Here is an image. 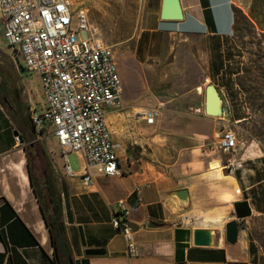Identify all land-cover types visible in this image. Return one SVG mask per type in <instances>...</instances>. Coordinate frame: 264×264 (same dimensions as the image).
Wrapping results in <instances>:
<instances>
[{
	"label": "crops",
	"instance_id": "1",
	"mask_svg": "<svg viewBox=\"0 0 264 264\" xmlns=\"http://www.w3.org/2000/svg\"><path fill=\"white\" fill-rule=\"evenodd\" d=\"M161 3L143 0L131 64L123 65V76L112 49L121 84L130 69L137 80L136 92L126 93L125 98L121 92L122 107L106 113L113 137L123 144L118 152L119 173L95 170L90 183L82 178V165L68 173L53 135L29 141L35 137L27 113L31 102L27 99L25 106L13 107L0 97V264H57L29 165L48 213L58 207L73 264L260 262L258 250L250 249L243 222L264 213V150L255 141H242L243 136L230 125L246 116L233 114L230 121L226 114L204 113V86L211 80L220 91L241 94L235 9L263 32L264 0H180V19H161ZM160 68L165 75L157 74ZM4 90H8L5 83L0 87ZM139 108L159 112L148 122L135 115ZM168 111L191 117H170ZM226 126L238 138L237 147L230 151L217 142ZM17 130L29 141L26 145L15 144ZM128 153L135 160L130 161ZM137 185L140 193L135 192ZM179 187L189 191L185 206L171 194ZM119 198H125L130 207L138 246V252L131 255L127 239L111 223ZM230 219L238 222V238L233 243L225 238V223ZM196 227L215 228L216 243L194 244ZM87 247H101L105 252L86 254Z\"/></svg>",
	"mask_w": 264,
	"mask_h": 264
},
{
	"label": "built area",
	"instance_id": "2",
	"mask_svg": "<svg viewBox=\"0 0 264 264\" xmlns=\"http://www.w3.org/2000/svg\"><path fill=\"white\" fill-rule=\"evenodd\" d=\"M0 30L27 67L37 71L43 88L45 100L40 110L32 103L27 107L35 136L29 141L53 135L64 157L65 170L70 174L73 170L67 154L78 153L82 178L87 183L93 181L95 170L108 175L119 173L118 152L123 144L113 137L106 113L109 108L122 107L121 78L112 48L97 34L86 3L0 0ZM81 30L86 31L85 36ZM158 112L156 108L134 111L148 122H153ZM14 140L17 146L29 142L19 130ZM217 142L224 151L233 150L238 143L237 133L226 126ZM127 158L135 160L132 153ZM140 190L137 185L135 192ZM129 214L126 199L119 198L111 223L127 239V252L131 255L138 252V246Z\"/></svg>",
	"mask_w": 264,
	"mask_h": 264
},
{
	"label": "rangeland",
	"instance_id": "3",
	"mask_svg": "<svg viewBox=\"0 0 264 264\" xmlns=\"http://www.w3.org/2000/svg\"><path fill=\"white\" fill-rule=\"evenodd\" d=\"M77 1L87 3L90 21L95 26L97 34L114 50L123 76L125 69L123 65L131 64L143 0ZM81 34L85 36L86 31L81 30ZM234 36L241 68L244 70L246 68L242 74L244 75L243 86L246 90L240 88L242 92L239 94L238 90L226 92L221 89L226 108L225 119L232 121L233 114L236 117L246 116V120L231 122L230 125L243 136L245 140L242 139V141H255L258 148L264 150V32L257 31L250 22L239 18ZM158 72L160 75H165L161 68L157 74ZM3 83L9 88L6 91H0V97H6L9 104H14L13 107L25 106L28 99L37 107V110H40L41 103L44 101V92L37 71L27 67L16 47L8 43L0 30V87ZM122 87L124 98L126 93L131 94L137 91L136 74L131 69L125 73ZM247 89H250V92H247ZM235 104L239 105L236 110L233 109ZM167 113L170 117H191L179 111ZM222 124L223 122H220V125ZM68 161L74 171L81 168L82 163L78 153H69ZM243 225L247 227L251 242L256 245L260 261L264 262V213L251 215L243 222Z\"/></svg>",
	"mask_w": 264,
	"mask_h": 264
},
{
	"label": "water",
	"instance_id": "4",
	"mask_svg": "<svg viewBox=\"0 0 264 264\" xmlns=\"http://www.w3.org/2000/svg\"><path fill=\"white\" fill-rule=\"evenodd\" d=\"M161 19H180L183 11L180 0H162L159 14ZM204 113L210 116L222 117L224 115V100L218 86L213 81H208L204 86ZM29 117V116H28ZM174 195L181 205L189 202V191L187 187L173 189ZM150 225L155 223L150 222ZM217 230L210 227H196L193 229V243L196 245H214L216 243ZM225 238L233 243L238 238V222L230 219L225 223ZM52 249L53 245L51 244ZM105 249L101 247H87L86 254H101ZM70 264H73L72 257L69 256Z\"/></svg>",
	"mask_w": 264,
	"mask_h": 264
},
{
	"label": "trees",
	"instance_id": "5",
	"mask_svg": "<svg viewBox=\"0 0 264 264\" xmlns=\"http://www.w3.org/2000/svg\"><path fill=\"white\" fill-rule=\"evenodd\" d=\"M235 16L236 19L242 18L249 22V19L240 9H235ZM244 71H246V68L245 70L243 68L242 73H240L237 76L238 79L237 82L242 90H246V88L243 86L244 75L242 74ZM247 92H250V89H247ZM2 101L4 100L2 99ZM29 174H30L33 190L36 194L37 200L40 205L42 215L49 229L50 240H51V244L53 245L54 259L56 260L57 264H68V260H69L68 258L69 256H71V248L67 238L65 225L62 220L61 214L58 211V207H53V211L48 213V211L46 210V204L43 199V194L35 181L30 165H29ZM250 249L253 252L256 251L257 249L256 245H254V243L252 242L250 243Z\"/></svg>",
	"mask_w": 264,
	"mask_h": 264
},
{
	"label": "flooded vegetation",
	"instance_id": "6",
	"mask_svg": "<svg viewBox=\"0 0 264 264\" xmlns=\"http://www.w3.org/2000/svg\"><path fill=\"white\" fill-rule=\"evenodd\" d=\"M9 88V87H8ZM3 100L7 101L6 97L3 98ZM8 102V101H7Z\"/></svg>",
	"mask_w": 264,
	"mask_h": 264
}]
</instances>
